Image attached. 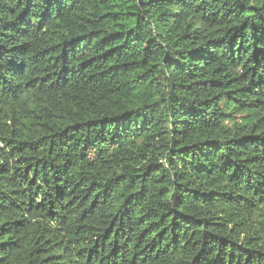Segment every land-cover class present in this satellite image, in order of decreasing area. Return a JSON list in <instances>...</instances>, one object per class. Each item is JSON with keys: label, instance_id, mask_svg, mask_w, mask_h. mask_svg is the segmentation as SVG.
Returning <instances> with one entry per match:
<instances>
[{"label": "trees", "instance_id": "16d2710c", "mask_svg": "<svg viewBox=\"0 0 264 264\" xmlns=\"http://www.w3.org/2000/svg\"><path fill=\"white\" fill-rule=\"evenodd\" d=\"M0 264H264V0H0Z\"/></svg>", "mask_w": 264, "mask_h": 264}]
</instances>
